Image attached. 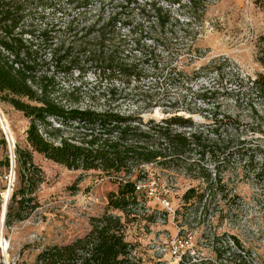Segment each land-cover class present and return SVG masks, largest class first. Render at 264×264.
<instances>
[{
	"label": "trees",
	"instance_id": "1",
	"mask_svg": "<svg viewBox=\"0 0 264 264\" xmlns=\"http://www.w3.org/2000/svg\"><path fill=\"white\" fill-rule=\"evenodd\" d=\"M218 1L0 0V104L28 121L26 145L15 147L19 178L8 201L5 226L27 220L39 208L37 193L44 178L34 154L68 170L115 176L119 185L108 195V210L91 218L84 237L48 246L33 264H140L125 229L131 209L144 194L137 193L136 185L144 179L146 166L185 169L189 178L200 180L205 189L187 190L182 197L185 203L219 195L226 199L218 168L233 153L217 140L205 141L202 133L186 132L194 128L191 118L175 112L160 121L145 120L142 114L112 106H82L76 88L63 85L75 74L92 73L109 80L142 78V60L128 45L129 36L140 32L163 41L168 52L155 61L150 105L176 108L180 98L173 90L183 87L191 92L192 79L198 76L178 73L174 61L180 56L188 64L200 60L202 48L196 43L208 10ZM256 50V61L264 69V36L258 38ZM250 84L264 99V72ZM192 152L199 154L200 161L209 157L215 172L208 168L197 176L187 172L199 164L189 160ZM246 164L253 166V160ZM3 165L10 167L9 157ZM258 165L255 178L264 175V163ZM110 210L121 212L125 220Z\"/></svg>",
	"mask_w": 264,
	"mask_h": 264
},
{
	"label": "rangeland",
	"instance_id": "2",
	"mask_svg": "<svg viewBox=\"0 0 264 264\" xmlns=\"http://www.w3.org/2000/svg\"><path fill=\"white\" fill-rule=\"evenodd\" d=\"M260 36H264V0H219L212 4L196 43L202 48L200 60L188 64L180 56L174 61L178 73L198 76L192 79L191 92L183 87L173 90L180 98L176 108L150 105L149 96L155 90L149 87L157 75L155 61L167 57L168 52L163 41H153L140 32L129 36L128 45L136 59L142 60V78L109 80L89 73L63 81L65 88H76L82 106H112L156 121L177 112L193 121L194 128L186 132L202 133L205 141L217 140L233 153L221 159L218 168L226 199L219 195L185 203L182 197L187 190L205 189L200 180L189 178L185 169L143 168L140 183L156 188L160 200L141 195L127 219L126 241L133 246V257L140 264H264V175L255 178L258 164L264 163V99L251 90L250 84L264 72L256 61ZM169 49L172 51V46ZM27 127L28 121L20 112L0 104L1 264H33L48 246L66 245L84 237L91 218L105 214L108 195L119 186L115 176L68 170L34 154L44 178L37 193L39 208L27 220L6 227L5 204L18 185L19 175L16 159L14 163L10 160L8 168L3 164L15 147H25ZM237 150L246 153L244 159ZM188 156L191 162L199 163L187 169L192 176L203 168L215 172L209 157L200 161L197 152ZM250 160L253 166L246 164ZM13 169L15 181L11 183ZM164 200L170 203L169 208ZM110 212L125 220L121 212ZM190 235L193 243L189 250L180 258L171 257L172 240Z\"/></svg>",
	"mask_w": 264,
	"mask_h": 264
},
{
	"label": "built area",
	"instance_id": "3",
	"mask_svg": "<svg viewBox=\"0 0 264 264\" xmlns=\"http://www.w3.org/2000/svg\"><path fill=\"white\" fill-rule=\"evenodd\" d=\"M15 157H16L15 152L14 150H12V153L10 155V160L12 161V163L15 162ZM11 173L12 174L10 175V180L11 183H13L15 181L14 169L12 170ZM136 191L137 193H144L147 196V198L160 200V196L159 193L157 192V189L153 188L149 184H142L139 182L136 185ZM164 203H166V206L168 208L170 207V203L166 202L165 200ZM192 243H193V237L191 235L186 237H177L173 239L169 247L171 257H173L174 259L180 258L182 254H184L187 250H189Z\"/></svg>",
	"mask_w": 264,
	"mask_h": 264
},
{
	"label": "water",
	"instance_id": "4",
	"mask_svg": "<svg viewBox=\"0 0 264 264\" xmlns=\"http://www.w3.org/2000/svg\"><path fill=\"white\" fill-rule=\"evenodd\" d=\"M8 201H9V199H8ZM8 201H7L6 204H5V216H4V221H3V223H5V217H6V211H7Z\"/></svg>",
	"mask_w": 264,
	"mask_h": 264
}]
</instances>
